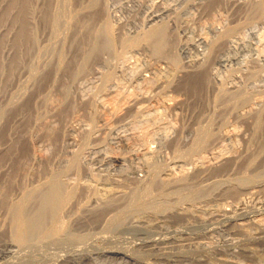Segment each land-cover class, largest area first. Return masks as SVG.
<instances>
[{
  "label": "bare ground",
  "instance_id": "obj_1",
  "mask_svg": "<svg viewBox=\"0 0 264 264\" xmlns=\"http://www.w3.org/2000/svg\"><path fill=\"white\" fill-rule=\"evenodd\" d=\"M69 1L0 0V264H264V0Z\"/></svg>",
  "mask_w": 264,
  "mask_h": 264
},
{
  "label": "rangeland",
  "instance_id": "obj_2",
  "mask_svg": "<svg viewBox=\"0 0 264 264\" xmlns=\"http://www.w3.org/2000/svg\"><path fill=\"white\" fill-rule=\"evenodd\" d=\"M74 1H75V0H70L69 3H74ZM55 3H56V2H55ZM60 4H61V3L57 1V3H56L55 6L57 7V5H58V6H59L58 8H61L62 5H60ZM60 6H61V7H60ZM120 10H121V11H120ZM117 11H118V12H117ZM114 12H115V15H117V16H119V17H122V18H123V17L126 18V16H127V13H126V11L124 12V9H123V8H119V9L115 10ZM116 13H117V14H116ZM123 13H124V14H123ZM118 14H119V15H118ZM143 16H144V14H142V17H143ZM222 17H224V16H222ZM214 19H215V20H214ZM214 19H213V20H214L213 24H214L216 27L218 26V28H221V27L224 25V23H223V21H222V19H221L220 17H219V18H218V17H215ZM67 20H68V21H67V25L69 24L68 26H72V24H73V22H74L73 19L71 18V19L69 20V18H67ZM71 20H72V22H71ZM202 20H203L204 23H207L206 21H207L208 19L204 18V19H202ZM213 20H212V21H213ZM69 21H70V22H69ZM203 22H202V23H203ZM67 25L65 26V32L67 31L66 28L68 29V31L70 30V27L68 28ZM68 31H67V32H68ZM258 31L260 32V33L258 32V35H259L258 37H259L260 41H261V42H264V26L261 27V28H259ZM227 74H228V72H225V73H224V77H226ZM186 92H187V91H184V92H183V93L185 94L184 97H183L182 94H181L180 96H181L182 99L184 98V99H186V100H187V99L189 100V101L187 100V102H188L187 104H188V105H186V107L188 106V108H186V109H188V110H186V109H185V110H186V112H187L186 114L191 115L192 110H194V109L191 107L190 104L194 103L195 98H194L190 93H188V92L186 93ZM186 94H187V95H186ZM129 95H132V92H131ZM191 96H192V99H191ZM193 98H194V99H193ZM189 106H190V107H189ZM195 110H196V109H195ZM197 110H199V109H197ZM52 119H55V121H56V118H52ZM52 119L49 118V119L47 120V122H50V120H52ZM52 132H53V131H52ZM32 148H33V147L30 146V150H32ZM32 151H33V150H32ZM30 152H31V151H30ZM219 232H220V231H219ZM218 234H219V237H221V238L224 237V235H225L222 231H221L220 233H218ZM221 234H222V235H221ZM106 257H107V258H110V257H112V256H106ZM115 258H116V257H115ZM115 258H112V259H110V260L115 261V262H116V260H117L118 262H120V263L117 262V264H141L140 262H138V261L135 260V259H127V258H119V257H117L116 259H115ZM120 259H121V260H120ZM124 259H125V260H124ZM134 260H135V261H134ZM126 261H127V262H126ZM123 262H124V263H123ZM137 262H138V263H137Z\"/></svg>",
  "mask_w": 264,
  "mask_h": 264
}]
</instances>
